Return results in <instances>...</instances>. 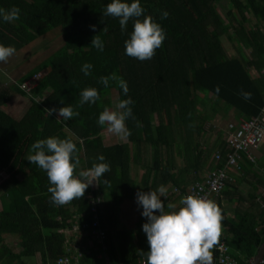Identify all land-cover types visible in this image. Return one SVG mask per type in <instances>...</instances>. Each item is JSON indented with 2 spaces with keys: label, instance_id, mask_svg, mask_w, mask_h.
<instances>
[{
  "label": "trees",
  "instance_id": "1",
  "mask_svg": "<svg viewBox=\"0 0 264 264\" xmlns=\"http://www.w3.org/2000/svg\"><path fill=\"white\" fill-rule=\"evenodd\" d=\"M217 1L141 0L145 14L153 16L166 32L153 57L141 61L125 54L124 42L136 18H130L121 31L119 18L102 14L109 0H0V8L16 6L21 10L17 20L0 21V42L14 45L16 52L39 35L58 27L63 30V44L17 81L0 77V174L7 175L0 185V264H25L24 256L38 253L42 264H56L59 256L74 252L67 251L68 236L63 230L73 228L77 219L81 224L92 223L90 186L83 197L54 205L46 171L32 163L26 166L24 159L37 139L72 138L81 169L98 162V154L110 163V172L99 178L98 189L93 191L95 195L108 193L98 212L105 239L99 242L83 228L80 233L92 243L84 252H75L80 264H137L140 258H147L149 243L142 229L146 220L134 229L118 227V208L137 188L130 172L133 160L145 169L144 185L138 189L145 192L170 182L184 193L188 183L202 178L200 169L225 166L229 148L218 150L221 157L217 158L214 148L200 146L204 129L199 123L200 106L206 108L212 94L246 118L260 112L264 100V0H229L233 9L228 10V20L219 13ZM165 10L168 16L162 19ZM249 15L257 21L252 26ZM231 28L236 38L230 34ZM224 34L251 48V56L244 51L231 56L220 40ZM95 35L104 42L103 51L91 46ZM109 60L114 62L116 74L127 81V96L134 101L133 115L126 120L130 135L124 136V141L105 142L104 131L111 137L110 131L106 124L97 123L106 107V87L99 78ZM85 62L93 65L87 76L81 70ZM250 66L257 76L252 75ZM35 74L34 87L25 91L22 82ZM93 86L100 99L80 104L81 90ZM117 87L119 100L126 98ZM242 91L250 92L251 97L245 99ZM15 96L27 97L30 102L19 117L3 107ZM63 105H72L79 115L66 121L57 119L56 112L48 115V108ZM180 149L184 165L174 172L175 153ZM240 163L244 175L252 173L257 184L264 186L260 174L264 156L256 163L248 159ZM240 184L241 177L227 180L226 189L214 200L222 209L224 239L232 254L240 264H251L264 241V197L263 202L258 200L257 184L247 194L240 191ZM161 199L175 202L176 197ZM225 199L237 202L233 216L227 213ZM4 233L18 235L19 252L4 243Z\"/></svg>",
  "mask_w": 264,
  "mask_h": 264
},
{
  "label": "clouds",
  "instance_id": "2",
  "mask_svg": "<svg viewBox=\"0 0 264 264\" xmlns=\"http://www.w3.org/2000/svg\"><path fill=\"white\" fill-rule=\"evenodd\" d=\"M20 11L16 6L0 8V21L17 20ZM102 14L119 18L121 31L126 29L130 18H136L124 43L125 54L138 60L151 59L166 38L162 25L153 16L145 14L141 0H109ZM167 16L168 12L163 11L161 18ZM91 27L95 28V25ZM91 46L103 51L104 42L100 36L95 35ZM15 53L14 45L0 42V62H7ZM92 68L91 63L85 62L81 70L87 76L91 74ZM110 81L119 85L126 98L116 102L113 108L104 107L97 123L107 125L110 138L130 135L126 120L133 115L131 105L134 101L127 96L128 83L116 73L99 78V83L105 87H108ZM241 94L245 99L251 97V93L247 91H242ZM99 99V91L94 86L86 87L80 92V104L96 103ZM47 111L48 115L56 112L57 119L62 121L79 115L72 105H63L59 109L48 108ZM30 147L32 151L26 158L46 171L50 183L48 191L52 194L50 199L54 205H64L83 197L85 190L94 181L111 170L110 163L103 154H98V162H94L90 168L81 169L77 143L72 138L49 136L35 140ZM168 191V187L161 184L155 189L138 191L136 194L137 203L142 207L141 215L147 218L142 224L149 243L147 264H213V249L221 236V222L224 219L222 209L213 198L200 191L181 197L179 204L172 201L165 203L161 197L167 199Z\"/></svg>",
  "mask_w": 264,
  "mask_h": 264
},
{
  "label": "crops",
  "instance_id": "3",
  "mask_svg": "<svg viewBox=\"0 0 264 264\" xmlns=\"http://www.w3.org/2000/svg\"><path fill=\"white\" fill-rule=\"evenodd\" d=\"M249 17L251 18L252 21L255 20L252 15H249ZM237 49H239L240 52L245 51V48H238L237 47ZM248 49H249L248 55L251 56V48H248ZM235 51H236V49H235ZM236 53H237V51H236ZM244 53L246 54V56H248L246 51ZM250 56H248V57H250ZM234 57H238V56H234ZM250 71H251L252 75L257 76V70L254 67L250 66ZM215 99H216V97L214 95L210 94L206 108L202 107V106L200 107L201 108V111H200L201 114L199 116V123L204 127V129L202 131V133H203L202 138L199 140L200 146L206 150L214 148L215 149L214 153H216L218 150H223V149L229 148L228 143H227L228 124H229V122L238 120L240 117H242V115L237 111V109L235 107H228V106L224 107V106H222L223 109L215 108V106H216L215 105L216 104ZM9 103H11V101L8 102L7 105H5L3 107L6 111L12 113L13 109H11V110L8 109ZM13 115L18 116V117L20 116V115H16L15 113ZM118 136L120 137L121 135H118ZM123 138H124V136H121V139H123ZM262 146H264V143L262 144ZM262 146L259 150L256 151L257 161L260 159L261 156H264V147H262ZM132 151L133 152L135 151V145L134 144H132ZM145 163L149 165L150 161H148V159H146ZM174 163H175L174 172L182 169V167L184 165V159H183V152L181 149L179 150V152L175 153ZM244 164H247V163H244ZM240 165H241V163H240ZM144 170L145 169L142 165H140L135 160L132 161L131 166H130V172H131V175L134 178V180L137 182V188H136V192L131 197H127L126 199H124V201L121 203V205L118 208L119 209L118 210V227L119 228L134 229L137 227L138 223L142 222V220L147 219L146 217L141 215L142 207L137 203V199H136V194L138 192V189L140 187L142 188L144 185V181L142 179ZM209 171H210V169L208 167H204V168L200 169V175L202 176L201 179H204ZM185 173L188 174L189 172L186 170ZM229 173L234 177L235 181L238 180L239 177H241V184L239 185V188L241 186L245 187L248 185L250 187L249 190H252L254 188V186L257 184L258 179L255 178V176H253L252 173L250 175H244L241 168L238 169L236 167H230ZM194 174H195V171H193L192 174H190V176L192 177V176H194ZM261 176H262V174H261ZM201 179H198V180H201ZM244 182L248 183V184L245 185ZM191 184H193V183H191ZM191 184L188 183L187 185L190 186ZM165 186H167L168 190H169L167 198H169V197L175 198L176 197L175 203L179 204L181 197H183L182 194L177 193L175 191V185H173L170 182L165 184ZM258 186H259V191H258V194H259L262 191V188L264 186L263 185H258ZM146 188H148V187H146ZM240 191L242 192L241 189H240ZM102 194H103L104 200H106L108 197V193L103 192ZM226 202H227V200L225 199V201H224L225 205H226ZM236 203H237L236 201H230L226 205L227 213L229 216L234 215L235 210H236V206H237ZM230 208H231V210H230ZM76 217H78V216H76ZM79 217H81V216L79 215ZM79 221L80 220L77 219L75 222V224L77 226L79 224L78 223ZM76 225H74V226L76 227ZM63 231L66 234L67 233L70 234L71 232H73L75 234V236L72 237V235H71V237H70V240L73 239L72 245H73V248L75 249V252H76V250H79V251L80 250L81 251L87 250L88 246L91 245V243H92L91 240H89V239L85 240V237L83 236L82 233H80V232H79V234L76 233L77 231L74 230V227L71 229L66 228ZM223 231H224V233L226 232L225 229H223ZM4 234H5V236H4ZM4 234H3L4 243L11 246L14 251L19 252L21 248H20V245H18L19 246V248H18L16 246V243H14V241H13L14 237L13 238L10 237L9 233H4ZM15 235H17V234H11V236H15ZM70 240L68 238V245H70L69 244ZM87 241H89V243H90L89 245H88ZM18 243H19V237H18ZM102 254L103 253H100L99 256L102 257ZM23 261L25 264H42L40 253L35 254L34 256H24ZM107 262H108V260H107Z\"/></svg>",
  "mask_w": 264,
  "mask_h": 264
},
{
  "label": "built area",
  "instance_id": "4",
  "mask_svg": "<svg viewBox=\"0 0 264 264\" xmlns=\"http://www.w3.org/2000/svg\"><path fill=\"white\" fill-rule=\"evenodd\" d=\"M264 78V69L261 71ZM38 75L35 74L29 79L22 82V85H28L25 91L30 92L35 85V81ZM227 143L229 151L227 154V162L224 167H218L210 170L206 177L202 180H198L195 183L187 187L184 193H181L180 189L176 188L177 193H181L185 196L193 191H200L201 194H207L211 198L217 197L227 187V180L234 181V177L229 173L230 167L241 168V160H249L250 162H257L256 151L259 150L264 143V100L260 112L256 116L240 117L238 120L231 121L228 124V137ZM216 157L220 158L221 153L216 152ZM260 173L264 177V169L260 170ZM7 178L4 173L0 174V185ZM89 193V213L92 216L91 226L87 222H83L79 227V231L83 228L87 229V232L91 233L94 239L99 242H104L105 230L100 227L99 219V206L104 201L103 192L95 195L94 190L98 189V181H94ZM264 197V187L258 195V200L262 201ZM264 206V203H262ZM222 228L221 240L213 249V264H240L236 256L231 252V246L226 242L224 237L226 236ZM71 249L67 248V251ZM79 251V250H76ZM81 252H78L80 255ZM104 254V253H103ZM77 255L72 253H65L56 259V264H80L77 260ZM253 260V259H252ZM137 264H147V258L142 257L138 260ZM252 264V261H251Z\"/></svg>",
  "mask_w": 264,
  "mask_h": 264
},
{
  "label": "rangeland",
  "instance_id": "5",
  "mask_svg": "<svg viewBox=\"0 0 264 264\" xmlns=\"http://www.w3.org/2000/svg\"><path fill=\"white\" fill-rule=\"evenodd\" d=\"M217 9H218L219 13L224 18H227V20H228V15H227L228 10L233 9V6L229 0H218L217 1ZM255 23H257L256 20L251 21L249 25L252 26ZM230 34H232L233 38H236L235 30L233 28L230 29ZM220 40H221L222 44L224 45V47L226 48V50L229 51V54L231 56H239L240 55V50L237 49V47L238 48H244V46L241 45L240 42H237L234 39L230 40L228 35H226V34L222 35L220 37ZM62 44H63L62 27L54 28V29L48 31L47 33H45L43 35H39L37 37V39L34 40L32 43H30L27 46H24L22 49L17 51L12 57H10L8 59L7 62H0V77H2L6 81H9V80L17 81L27 71H29L31 68H33L35 65H37L39 62H41L47 55H49L52 51H54L55 49L60 47ZM234 48L236 49L237 53H236ZM245 51L248 55L249 49L245 48ZM248 56H250V55H248ZM4 73H6L7 75H4ZM111 73H116L115 72V64L112 60H109L104 67V76H107ZM105 97H106V107H109V108H113L115 103L119 101L118 87H117V83L115 81H110L108 87H106V96ZM215 101H216L215 108L223 109L222 106H224V107L227 106V104L222 100L215 99ZM29 104H30V102H29V99L27 97L15 96L12 99L11 103H9L8 109L9 110L13 109L12 111L16 115L21 116V114L23 113V111H25L26 107ZM104 134H105V136H103V137H104L105 142L116 141V140L117 141H123L125 139V137L123 139H121V136L119 137L117 135L116 136L118 138L115 137L116 139L107 137V134L105 133V131H104ZM262 147H264V146H262ZM24 162H25L26 166H29L31 164V162L26 157L24 159ZM21 175L23 176V174H21ZM244 184L247 185L248 183L244 182ZM136 186H137V182H136ZM242 187L243 186H241L240 189L242 190V192L244 191V194H247L250 191L249 190L250 187L248 185L243 187V188ZM176 188H178V186H175V189ZM230 201L231 200H227L226 205ZM230 210H231V208H230ZM78 223H79L78 226L75 224L76 227L74 226V230L77 231L76 233L79 234L80 231H79L78 227L81 224V221H79ZM9 235L12 238L14 237L13 241H14V243H16V246L19 248L18 236L17 235L11 236V234H9ZM71 235H72V237L75 236V234L73 232H71L70 234L67 233L69 240H70ZM4 236H5V234H4ZM72 243H73V239L70 240V243H69L70 245H67V247L69 249H72L71 251H74V252H72V254H75V249L73 248ZM87 243H88V245L90 244L89 241H87ZM82 252H84V250ZM102 256L108 259V255L102 254Z\"/></svg>",
  "mask_w": 264,
  "mask_h": 264
},
{
  "label": "water",
  "instance_id": "6",
  "mask_svg": "<svg viewBox=\"0 0 264 264\" xmlns=\"http://www.w3.org/2000/svg\"><path fill=\"white\" fill-rule=\"evenodd\" d=\"M264 260V241L260 245L256 255L254 256L252 260V264H261Z\"/></svg>",
  "mask_w": 264,
  "mask_h": 264
}]
</instances>
